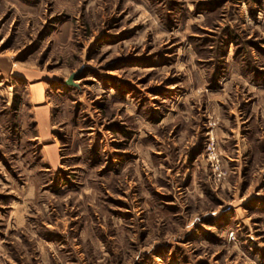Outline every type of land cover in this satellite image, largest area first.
I'll use <instances>...</instances> for the list:
<instances>
[{"label": "rangeland", "instance_id": "obj_1", "mask_svg": "<svg viewBox=\"0 0 264 264\" xmlns=\"http://www.w3.org/2000/svg\"><path fill=\"white\" fill-rule=\"evenodd\" d=\"M0 264H264V0H0Z\"/></svg>", "mask_w": 264, "mask_h": 264}]
</instances>
